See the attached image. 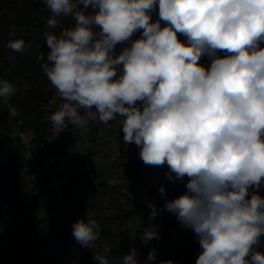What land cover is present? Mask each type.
Returning <instances> with one entry per match:
<instances>
[{
	"label": "clouds",
	"instance_id": "obj_1",
	"mask_svg": "<svg viewBox=\"0 0 264 264\" xmlns=\"http://www.w3.org/2000/svg\"><path fill=\"white\" fill-rule=\"evenodd\" d=\"M44 2L52 13L44 34L49 51L37 59L65 101L51 115L53 125L87 130L97 119L107 124L123 117V140L140 147L144 164L166 163L173 182L190 178L187 191L165 200L163 210L195 233L202 249L196 264H264V254L253 250L264 244V199L256 194L264 179V0ZM58 17L75 24L57 32ZM130 40L117 54V45ZM7 46L27 49L23 40ZM202 55L211 59L209 70L198 63ZM15 92L0 79V97ZM158 191L165 195L164 187ZM148 207L154 219L159 210L152 202ZM72 234L94 249L97 264H110L111 249L94 248L96 220L77 221ZM159 238L151 228L144 236ZM152 262L172 264L157 261L155 249L145 264ZM121 264H141L137 250Z\"/></svg>",
	"mask_w": 264,
	"mask_h": 264
},
{
	"label": "trees",
	"instance_id": "obj_2",
	"mask_svg": "<svg viewBox=\"0 0 264 264\" xmlns=\"http://www.w3.org/2000/svg\"><path fill=\"white\" fill-rule=\"evenodd\" d=\"M89 11H92L91 6ZM51 15L44 0H0V79L7 80L16 88L15 94L11 95L7 103L0 97V227L5 211L12 210L21 218L14 234L20 260L13 262L4 257L0 258V264H64L76 243L72 234L73 225L81 220H96L100 225V240L95 243V248L102 251L107 246L111 249L108 253L110 264H121L123 256L132 248L137 250V259L141 264H145L148 253L153 249L156 251L157 261L196 264L202 249L195 233L190 229L168 230L159 235V239L150 240L144 248L122 245L130 212L127 208L129 197L120 185L94 183L81 203L60 211L57 225L52 224L48 215L41 213L46 196L53 193L49 184L55 174L54 165L47 162L44 150L55 127L50 117L65 103L44 73L41 61L37 59L41 52L46 56L49 51L44 34L50 30L47 20ZM58 20L60 27L56 29L57 32L75 24L70 17H58ZM96 31H99L98 27ZM137 32L141 34L142 30ZM11 40H23L27 45L26 51L14 52L7 46ZM116 51L117 54L122 51L119 45ZM225 55L224 52H217L220 58ZM205 57L207 56L202 55L201 62ZM117 75H120L119 70ZM118 118L119 116L116 119ZM78 127L80 126L69 125L63 131L70 132ZM29 135L31 138L25 144L23 138ZM130 151L122 153L119 158L122 165L126 164ZM28 152L31 161L38 167L39 176L36 181L31 182L30 200L23 203L19 199V156ZM171 175L175 177L174 173ZM189 179L187 176L175 182L169 179L165 186L166 200H174L183 195L187 191ZM253 192L255 186L250 187L246 198L250 200ZM256 194L264 199V179ZM58 203L59 201H55L51 209ZM157 205L165 226L172 227L178 222L175 215L163 210L165 200L158 201ZM50 234L54 236L53 245L48 241ZM261 240H264V236ZM253 250L264 254V244L258 249L254 245ZM251 255L250 252L248 259Z\"/></svg>",
	"mask_w": 264,
	"mask_h": 264
},
{
	"label": "rangeland",
	"instance_id": "obj_3",
	"mask_svg": "<svg viewBox=\"0 0 264 264\" xmlns=\"http://www.w3.org/2000/svg\"><path fill=\"white\" fill-rule=\"evenodd\" d=\"M150 14L153 22L159 19L158 5ZM160 23L161 27L167 26L164 21ZM140 37L141 34L136 32L132 40ZM177 37L181 43H187L186 37L180 33H177ZM132 40L119 44L120 50L127 47ZM261 46L264 47V43ZM201 59L198 61L200 66L209 70L211 61L201 64ZM58 95L61 97L60 93ZM10 97L11 95L3 96V102L7 103ZM123 120V117H119L105 124L97 119L90 123L87 130L78 127L70 132H65L58 126L54 127L51 138L44 145L47 162L54 165L55 169V174L49 184L53 193L46 196L41 213L48 215L52 224L57 225L60 220V211L70 205L76 206L81 203L94 183L115 181L114 184L120 185L129 197L127 207L130 212L129 223L122 245H137L144 248L149 242L144 239L149 228L159 235L168 230L185 231V228L178 222L172 227L165 226L160 211L154 219L150 218L149 202L154 203L159 210L157 202L167 199L166 192L162 196L158 189L160 187L165 189L169 181L166 176L169 166L166 163L163 165L144 164L140 156V147L135 143H125L123 140L124 134L121 130ZM30 138V135L25 136L24 143L28 144ZM128 150L131 151L127 154L126 164L122 165V162L118 160L122 153ZM19 170L21 182L19 199L26 203L31 198V182L36 181L39 176L38 167L31 161L29 152L19 156ZM55 201L59 203L51 209ZM20 220L19 214L12 210L5 211L0 227V258L7 257L13 262H19L14 234ZM48 241L51 245L54 244L52 234L49 235ZM93 253V248L82 246L76 241L71 255L64 264H97L92 259ZM90 257L91 260H89Z\"/></svg>",
	"mask_w": 264,
	"mask_h": 264
},
{
	"label": "built area",
	"instance_id": "obj_4",
	"mask_svg": "<svg viewBox=\"0 0 264 264\" xmlns=\"http://www.w3.org/2000/svg\"><path fill=\"white\" fill-rule=\"evenodd\" d=\"M134 40H135V39H134ZM134 40H133V41H134ZM131 42H132V41H131ZM131 42H130V43H131ZM209 61H211V59H209L208 57H205V58H204V61H203V62H200V63H201V64H207V62H209ZM5 209L7 210V207H5Z\"/></svg>",
	"mask_w": 264,
	"mask_h": 264
},
{
	"label": "crops",
	"instance_id": "obj_5",
	"mask_svg": "<svg viewBox=\"0 0 264 264\" xmlns=\"http://www.w3.org/2000/svg\"><path fill=\"white\" fill-rule=\"evenodd\" d=\"M9 211V210H8Z\"/></svg>",
	"mask_w": 264,
	"mask_h": 264
}]
</instances>
